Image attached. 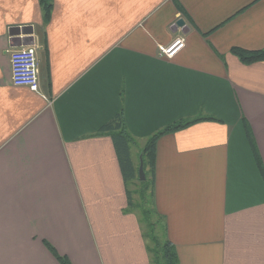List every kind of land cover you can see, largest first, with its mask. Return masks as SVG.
<instances>
[{
	"label": "crops",
	"instance_id": "1",
	"mask_svg": "<svg viewBox=\"0 0 264 264\" xmlns=\"http://www.w3.org/2000/svg\"><path fill=\"white\" fill-rule=\"evenodd\" d=\"M175 1L188 19L174 0H53L44 26L38 0H0V264H58L43 241L72 264H149L98 134L118 113L142 147L179 120H219L159 137L152 208L179 264H264V176L244 128L264 172V62L231 53L264 49V0ZM22 26L38 93L11 81L9 31Z\"/></svg>",
	"mask_w": 264,
	"mask_h": 264
},
{
	"label": "trees",
	"instance_id": "2",
	"mask_svg": "<svg viewBox=\"0 0 264 264\" xmlns=\"http://www.w3.org/2000/svg\"><path fill=\"white\" fill-rule=\"evenodd\" d=\"M38 4L41 10L42 23L43 25H47L51 19V14L53 10V0H38ZM174 4L177 10L181 13V18L188 19L186 12L179 5L177 1L174 0ZM44 42V40H43ZM231 53L237 57V59L245 65H250L257 62H264V49L248 51L241 48H232ZM200 121H218V119L208 116L202 118H194L187 120H179L174 122L164 128L160 129L156 133H154L151 137L148 138L144 147L141 149L139 156H141L143 161V170L145 174V180L140 181L138 178V165H139V156H138V165H134L131 158V146L134 144V138L129 134L124 118L121 113H118L114 116L109 122L104 124L98 131V134H105L111 139L113 144V148L118 160V164L121 171V176L123 179L125 193L127 197V212H133L138 207L134 205L132 202V196L130 191L128 190V184L133 183L135 181H139L142 183L139 197L146 206L150 205V209L144 211L145 219L148 221L149 216H156L157 220H152L148 222V226L152 233H146L143 230V237L146 239V236H151L150 242L153 243L151 246L146 244V252L149 258V264H179L177 252L173 244L167 240L162 239V242L156 241L154 236H158L156 233L154 234V229L159 224L162 226L164 230L161 219L156 215L155 211L152 208V173H153V165H154V153H155V144L159 137L174 133L176 131L187 128L188 126L195 124ZM244 128L246 137L250 147L252 148L255 156L257 157V166L260 170L262 176H264V172L262 169L261 161L258 159L256 154L254 139L251 133L249 126L244 122ZM149 174V175H148ZM140 225L142 224V220L139 219ZM142 228V225H141ZM143 229V228H142ZM43 245L50 252V254L54 257L58 264H72L70 260L66 256H61L54 249L51 244L46 241H43Z\"/></svg>",
	"mask_w": 264,
	"mask_h": 264
},
{
	"label": "built area",
	"instance_id": "3",
	"mask_svg": "<svg viewBox=\"0 0 264 264\" xmlns=\"http://www.w3.org/2000/svg\"><path fill=\"white\" fill-rule=\"evenodd\" d=\"M184 45V38H176L169 46H158L159 55L166 59H171L184 47ZM7 52L10 58L12 85L15 87L27 88L32 92L38 93L39 70L36 55L37 45L34 40L31 45L20 44L19 46H11Z\"/></svg>",
	"mask_w": 264,
	"mask_h": 264
},
{
	"label": "rangeland",
	"instance_id": "4",
	"mask_svg": "<svg viewBox=\"0 0 264 264\" xmlns=\"http://www.w3.org/2000/svg\"><path fill=\"white\" fill-rule=\"evenodd\" d=\"M37 66H38V60H37ZM39 70V68H38ZM39 76V75H38ZM39 91H40V88H39ZM133 146V154H134V161L135 163L138 165V155L140 153V150L143 148L142 147V144H135L132 145ZM131 146V147H132ZM135 146V147H134ZM149 175V174H148ZM141 185L142 183L139 182V181H135L133 183H129L128 184V190L130 191L131 193V196H132V202L134 203L135 206H137L138 208L136 210H134V212L137 214L138 218L142 220V228L144 230V232L146 233H152V231L150 230V227L148 226V222L150 221L151 223L153 222L152 220H157V217L156 216H149L148 218V221L145 219V214H144V211L145 210H148V208L150 209V205L148 204V206L145 205V203H143L139 197V192H140V189H141ZM157 234L158 236H154L155 240L158 241V242H162V239H163V229H162V226L161 225H157L156 228L154 229V234ZM151 236H146L145 238V241H146V244H148L149 246H151L153 243L150 242V238Z\"/></svg>",
	"mask_w": 264,
	"mask_h": 264
},
{
	"label": "water",
	"instance_id": "5",
	"mask_svg": "<svg viewBox=\"0 0 264 264\" xmlns=\"http://www.w3.org/2000/svg\"><path fill=\"white\" fill-rule=\"evenodd\" d=\"M175 26L176 28H184L185 27V22L183 19L179 18L176 22H175ZM32 34H33V28L32 26H22V27H14L9 31V35L11 37H15L13 38V45L12 46H19L22 41L23 45H31L33 44V38H32ZM24 36V38H22V40H19L20 38H17L16 36ZM138 178L140 181H144L145 180V174H144V170H143V161L141 156H139V165H138Z\"/></svg>",
	"mask_w": 264,
	"mask_h": 264
}]
</instances>
